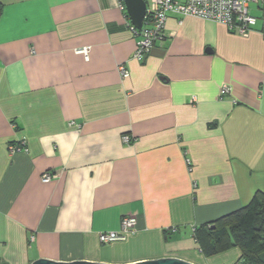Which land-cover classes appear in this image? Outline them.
I'll use <instances>...</instances> for the list:
<instances>
[{
  "label": "crops",
  "instance_id": "1",
  "mask_svg": "<svg viewBox=\"0 0 264 264\" xmlns=\"http://www.w3.org/2000/svg\"><path fill=\"white\" fill-rule=\"evenodd\" d=\"M129 23L123 0H0V264L240 258L197 229L264 193L261 22L169 13L142 61ZM124 216L135 232L101 243Z\"/></svg>",
  "mask_w": 264,
  "mask_h": 264
},
{
  "label": "built area",
  "instance_id": "2",
  "mask_svg": "<svg viewBox=\"0 0 264 264\" xmlns=\"http://www.w3.org/2000/svg\"><path fill=\"white\" fill-rule=\"evenodd\" d=\"M255 3L260 11L259 16L249 12V4ZM169 13L179 17L193 16L208 19L225 25L228 30L239 35H247L253 30L257 21L260 20L259 32L264 40V0H149L146 4V12L140 29L135 28L131 22L130 30L137 37L133 57L142 61L152 50L153 46L162 41L164 37V23ZM86 52V49H84ZM118 71L122 77L128 75L123 64L118 65ZM226 87L222 88L220 94L227 93ZM131 137L123 135L122 140L129 143ZM26 139L21 137L18 141L9 144L8 151L14 154L26 151ZM56 177V173L45 172L42 174V181L47 182ZM136 217L124 216L121 219V228L118 231H105L98 234L101 243H109L116 240H124L136 230ZM172 227L170 230L175 231ZM235 264H245L237 262Z\"/></svg>",
  "mask_w": 264,
  "mask_h": 264
},
{
  "label": "trees",
  "instance_id": "3",
  "mask_svg": "<svg viewBox=\"0 0 264 264\" xmlns=\"http://www.w3.org/2000/svg\"><path fill=\"white\" fill-rule=\"evenodd\" d=\"M197 229L205 233L210 254L237 247L245 264H264V193L257 191L244 207ZM197 240L199 236L196 235ZM236 262V263H237Z\"/></svg>",
  "mask_w": 264,
  "mask_h": 264
},
{
  "label": "water",
  "instance_id": "4",
  "mask_svg": "<svg viewBox=\"0 0 264 264\" xmlns=\"http://www.w3.org/2000/svg\"><path fill=\"white\" fill-rule=\"evenodd\" d=\"M126 8V13L130 19L131 24L140 29L142 26L143 18L146 12V0H123ZM30 264H107L99 263L85 260H76V261H56L51 259L39 258L32 261ZM130 264H194L184 259L177 257H163L157 259H150L139 261Z\"/></svg>",
  "mask_w": 264,
  "mask_h": 264
}]
</instances>
